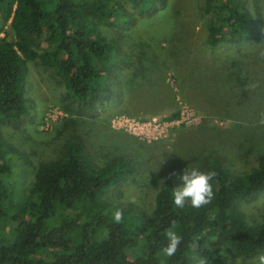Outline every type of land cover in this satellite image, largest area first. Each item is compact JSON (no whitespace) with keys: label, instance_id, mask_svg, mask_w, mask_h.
I'll return each mask as SVG.
<instances>
[{"label":"trees","instance_id":"16d2710c","mask_svg":"<svg viewBox=\"0 0 264 264\" xmlns=\"http://www.w3.org/2000/svg\"><path fill=\"white\" fill-rule=\"evenodd\" d=\"M130 2L141 17L154 15L159 4H166ZM207 8L213 13L205 33L208 45L249 38L252 16L242 0H213ZM0 21H11L15 38L0 36V121L19 127L28 114L27 64L36 60L66 80L82 109H94L108 98L107 92L125 98L124 85L116 90L111 81L114 77L120 82L113 67L124 62L122 40L136 19L118 0H0ZM104 24L113 28L111 36L103 33ZM203 58L213 67L211 94L237 100L241 109L247 106L248 127L237 126L239 142L232 146L239 156H254V166L246 173L231 172L224 165L219 141L198 147L191 167L215 172V198L200 209L189 204L177 208L172 196L178 185L177 164L171 161L151 216L144 220L142 238L105 210L108 190L134 170L124 157L98 167L84 140L76 136L64 142L56 159L34 170L31 185L16 186L13 157L0 147V264H196L197 256L208 257L212 264H235L234 257L264 254V221L250 222L241 208L264 193V93L255 90L251 74L259 67L224 55ZM219 102L197 109L211 113L221 108ZM180 116L176 110L170 118ZM234 133V128L227 131L228 136ZM173 222L182 240L177 253L167 257L164 231Z\"/></svg>","mask_w":264,"mask_h":264},{"label":"rangeland","instance_id":"374dc122","mask_svg":"<svg viewBox=\"0 0 264 264\" xmlns=\"http://www.w3.org/2000/svg\"><path fill=\"white\" fill-rule=\"evenodd\" d=\"M118 1L136 19L122 40L120 56L124 62L113 67L121 83L114 82V77L111 81L116 90L124 85L125 98L107 92L108 98L94 109H82L61 75L43 66L40 60L28 62V114L19 127L0 121V147L8 151V158L13 157L16 175L12 183L16 186H20L19 182L31 185L34 170L56 159L64 142L76 136L84 140L98 167L114 157H124L134 170L108 190L105 210L114 216L121 209V221L143 238L147 227L144 220L151 216L162 176L171 161L177 164V187L182 185L180 176L192 166L191 157L197 148L212 146L215 141L220 142L224 165L231 172L246 173L254 166V156H239L232 146L239 142L237 126L248 127L247 106L241 109L237 100L227 101L211 94L213 75L209 72L213 67L203 57L224 55L227 59H243L251 67L258 66L255 72L251 70L257 83L252 85L259 94L264 93V7L262 0H242L252 16L249 38L240 43L226 39L211 47L205 33L213 18L207 3L213 0H166L154 15L145 17L139 16L130 0ZM10 23L0 21V36L14 41ZM113 32L111 26L103 25L104 34L111 36ZM212 84L215 86L214 81ZM218 102L221 108H213L211 113L197 109ZM248 103L253 105L254 101L248 99ZM176 110L182 116L173 121L170 115ZM237 112H246V116ZM124 118L139 123L144 133L117 129V122ZM229 128L235 129L233 136L227 135ZM241 208L250 222H263L264 193ZM233 261L259 264L258 257H234Z\"/></svg>","mask_w":264,"mask_h":264},{"label":"clouds","instance_id":"9594fccd","mask_svg":"<svg viewBox=\"0 0 264 264\" xmlns=\"http://www.w3.org/2000/svg\"><path fill=\"white\" fill-rule=\"evenodd\" d=\"M261 123H264V120ZM215 175V172L211 170L202 171L198 167H188L183 175L180 176L182 185L172 191L175 206L177 208H184L186 204H189L195 209H200L209 205L215 198L213 191ZM122 218V210L117 209L114 212V220L120 223ZM164 236L168 243L163 248V253L167 257H173L177 253L178 246L182 240V237L175 231V222L165 229ZM194 259L196 260V264H212V261L208 257L197 256ZM258 261L259 264H264V254L259 255Z\"/></svg>","mask_w":264,"mask_h":264},{"label":"built area","instance_id":"2783aa9c","mask_svg":"<svg viewBox=\"0 0 264 264\" xmlns=\"http://www.w3.org/2000/svg\"><path fill=\"white\" fill-rule=\"evenodd\" d=\"M182 116V114H181ZM181 116L180 118L178 119H172L173 121L174 120H180L181 119ZM118 123V126L116 127L117 129H123V130H127V131H130V132H134L136 134H143L144 132H141L143 130V127H140L139 126V123H135L134 120H130L128 118H124L123 120H119ZM147 123L144 124V126L147 127ZM116 126V125H115Z\"/></svg>","mask_w":264,"mask_h":264}]
</instances>
